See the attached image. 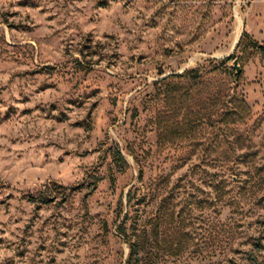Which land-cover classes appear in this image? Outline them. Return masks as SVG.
I'll list each match as a JSON object with an SVG mask.
<instances>
[{"label":"rangeland","instance_id":"374dc122","mask_svg":"<svg viewBox=\"0 0 264 264\" xmlns=\"http://www.w3.org/2000/svg\"><path fill=\"white\" fill-rule=\"evenodd\" d=\"M260 44L264 0H0V264H264Z\"/></svg>","mask_w":264,"mask_h":264},{"label":"trees","instance_id":"16d2710c","mask_svg":"<svg viewBox=\"0 0 264 264\" xmlns=\"http://www.w3.org/2000/svg\"><path fill=\"white\" fill-rule=\"evenodd\" d=\"M260 47L264 49V44H260ZM228 59H230V57ZM119 156L121 157V160L125 162V159L120 152H119ZM140 253H141L140 244L137 242H132L130 245V257L129 260L127 261V264H140V260H141Z\"/></svg>","mask_w":264,"mask_h":264},{"label":"water","instance_id":"95a60500","mask_svg":"<svg viewBox=\"0 0 264 264\" xmlns=\"http://www.w3.org/2000/svg\"><path fill=\"white\" fill-rule=\"evenodd\" d=\"M233 66H234V68L236 69V74L241 73L242 68H241V66H240V64H239V59H238V58H235V59H234Z\"/></svg>","mask_w":264,"mask_h":264}]
</instances>
